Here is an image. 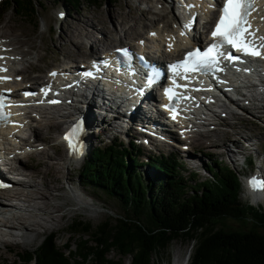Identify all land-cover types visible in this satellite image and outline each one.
<instances>
[{"label": "trees", "instance_id": "obj_1", "mask_svg": "<svg viewBox=\"0 0 264 264\" xmlns=\"http://www.w3.org/2000/svg\"><path fill=\"white\" fill-rule=\"evenodd\" d=\"M35 0H4L5 10L24 20L37 21ZM76 4L79 0H56ZM140 148L111 142L95 147L77 174L78 184L104 191L120 202L122 213L92 225L73 218L67 240L59 247L56 233L45 235L34 252L18 257L34 264H156L154 255L174 240L192 243L188 264H264V234L217 228L231 217L264 221V208L240 200L238 173L210 161L212 179L197 181L196 173L183 176L172 154L139 161ZM147 166L143 179L139 167ZM73 247V249H72ZM114 251L116 257L109 256Z\"/></svg>", "mask_w": 264, "mask_h": 264}, {"label": "rangeland", "instance_id": "obj_2", "mask_svg": "<svg viewBox=\"0 0 264 264\" xmlns=\"http://www.w3.org/2000/svg\"><path fill=\"white\" fill-rule=\"evenodd\" d=\"M39 1L40 0H35L34 2L37 4ZM91 1L93 4L87 6L86 0H79L80 6L75 10L66 4L63 7L61 3L57 4L55 0H41V7L39 5L36 7L40 20L39 25L37 21L33 24L32 21L16 17L11 10L6 11L5 5L2 4L0 0V37L6 40L8 38L13 39V45L20 48L28 57L26 61L34 63V67L31 70L28 68L27 73L23 76H29L31 80L45 77L48 69L66 63L67 60L64 58L65 55L74 60L82 59L88 49L84 48V43L81 42L82 39L85 42L84 38L89 40V37L92 39V36H94L95 38H93L95 40L96 37H98L97 35L102 37L103 34H106L112 40H120V38L124 37L122 38L124 39V43L130 44L132 42L131 40L134 39V36L131 35L133 38L125 36V34L120 31V29L123 31L122 24L125 19L127 21L126 27H134V33H143L146 27L162 21L156 22L154 16H150V19L147 20V17L144 18L143 12H146L147 10L141 11L136 8H140L141 2L143 3L144 0L141 2H138V0ZM148 1L152 2L153 0ZM146 5L147 3H143L141 8H145ZM139 11H141V13ZM61 12H65L66 15L63 21L59 19V13ZM151 13H153V11H147L145 14L147 16ZM101 16H104V33L103 26L99 23ZM163 17L164 16L162 15L161 18ZM143 18L144 21H141ZM81 20H85L87 23L82 24L80 22ZM139 21L141 22L139 23ZM134 22H138V24H135ZM71 25L73 27L72 30L70 29V34L74 35V37H76L83 45L82 56H74V52H77V48L71 44L70 38L73 36L68 35L65 31L66 28L69 30V26ZM76 27H79L78 29L80 32L75 30ZM117 27L121 28H118L117 30ZM96 28L100 29L99 34ZM113 30H116L114 35L112 32ZM94 31L96 34H92ZM132 32L133 31L130 33ZM16 44H18V46ZM113 45H117V42L112 44V47ZM27 51H32L31 56L30 52ZM24 63L25 62L18 63L16 68H21ZM27 65L28 62L25 68ZM40 80L41 79L35 84L41 83ZM82 108V111L85 112V106H82ZM236 109L243 112V115H241V118L243 119L235 120L231 117L222 118L219 111L216 112L217 115L215 116L219 122L227 121L228 123L226 126H217L213 134L218 132L219 138H215L213 135V138H208L209 143L207 142V139H205L203 148H201L202 146L200 147L199 144L195 145V147L188 145L190 149L183 152L178 149L173 150L172 148L168 150L167 147H165L164 150L159 149L152 153L157 154L161 152V154L166 155L173 154L178 158L179 162H181L183 167V172L181 173L183 176L188 177L191 172H195V178L197 181H204L206 177L210 175L207 172H203L201 169V166L209 165L210 161L217 160L223 165H227L240 172V174L241 172L246 174L253 172L259 165L264 167V119L250 115L248 112L250 109L242 108L245 111L239 109V107ZM258 115L260 117L262 115L264 116V109H259ZM31 123L33 126L40 127V132L37 136L39 140L42 141L41 146H43V150H40L41 153L28 154L27 157L20 156L23 158H21L18 163L16 161L15 166L21 162L26 164L29 167L26 172L30 177H24V179H28L27 182L31 180V182H36L37 187L29 185L16 186V188L23 193V196L19 199L21 202L16 199L11 200L14 203H22L25 207L20 214H23V216L28 219L26 225L28 226L29 233H23L24 235L27 234L25 238L26 240H19L17 237L10 235L0 236L2 239L6 240L5 243H7L6 245H0V252H2L4 258H0V264H12V260H15L16 264H24L17 256V251L35 249L43 237L50 232L56 233L57 245L62 247V244L67 240V227L73 218L79 217L82 220L90 221L92 225L95 226L106 217H115L117 214L122 213V207L117 198L108 196L100 189L84 187L78 184L77 174L82 162L79 159L70 161L65 156L63 148L60 145H57L58 133L62 130L61 127H59L58 130H49V126L55 127V124L57 123L52 121H42V123L39 124L34 118L31 120ZM111 127H108L109 129L105 132L94 129V132L92 133L94 137L90 149L97 145L103 146L111 140L114 133V130L110 129ZM121 137L124 140H127L129 134ZM233 141L239 144L241 151H248L247 153L249 156L254 159L253 164L250 165L247 163L246 167L234 165L233 162L237 160L236 154H238L239 151L237 148L235 149V145L231 143ZM123 143L127 144L125 141H123ZM223 144H226L228 148H225ZM184 145L187 146L185 143ZM231 149L236 152V154H232ZM191 150L193 152L190 153L188 157L197 158V160L193 158L197 165L196 167L190 166L192 164L186 160L187 157L185 158L184 155ZM147 155L148 151L143 149L139 157L140 160H145V156ZM237 158V162H240L239 159L241 158ZM246 160L248 161V158ZM55 170L58 171L57 174L55 173ZM139 170L144 180L150 177V172L147 170L146 166H141ZM73 188H75L80 195L75 194L72 191ZM36 192L37 195L34 196V199L27 197L28 194H34ZM45 195L48 198H45ZM74 195L80 197L83 202H87V205H85L86 209H80V207L76 206L78 205V202L74 198ZM240 200L246 202L248 199L240 196ZM251 203L253 204L252 201ZM252 206L263 209L264 200L262 204H254ZM38 207L41 208V211L38 210ZM20 214H17V216H20ZM5 216L8 215L6 214ZM10 216L13 217V215ZM34 221L40 222L43 226L33 227L32 223ZM216 227L235 231H244L254 228L264 234V221L260 222L258 220H252L251 214H248L245 219L227 217L218 220ZM12 229L11 232H19L17 226L14 228L12 227ZM192 246V243L182 240H174L165 250L154 255L155 263L174 264L178 260L182 261V259L184 260L187 254L192 250ZM109 256L116 257V253L112 251ZM128 262L129 258H126L125 263L127 264ZM28 264H33V262Z\"/></svg>", "mask_w": 264, "mask_h": 264}, {"label": "bare ground", "instance_id": "obj_3", "mask_svg": "<svg viewBox=\"0 0 264 264\" xmlns=\"http://www.w3.org/2000/svg\"><path fill=\"white\" fill-rule=\"evenodd\" d=\"M141 1H143V0H138V2H141ZM210 1L213 2L212 0H210ZM149 2H150V5L147 6L145 9H140L139 7H136V8H138L141 11H143V10H147L148 12L153 11V13L148 14L147 16L145 14L147 11L143 12L144 18L147 17L146 20L150 19V16H154L156 18V20H155L156 22L161 21V20L162 21L158 22L156 24H152L149 27H146L144 29L143 33H134V31H135L134 27H132V26L126 27L127 21L125 19V20H123V24H122L123 25V27H122L123 31L121 29H120V31L122 33H124L125 36H128V37H131V35H133L134 39L131 41H136L139 45L142 46V49L144 51H146L148 53H159L160 52L161 54L164 53L163 55H165V54L170 55L171 56L170 61H173L176 59V58H174V55L176 53L178 54V56H180L189 46H191L190 42L186 38L185 34L181 35V33L184 32L185 30L189 31L190 29L189 28L186 29L184 27V24L181 23V21L175 16L173 10L169 9L166 2L164 3L161 0H153L152 2L151 1H149ZM155 3H157V6H153ZM190 4H194L195 9H202L206 18H209L211 16L210 12L206 10V9H208L206 7V5L202 4L200 0H193ZM111 11H113V10H111ZM141 11H139V12L141 13ZM170 14L172 15V18L169 17ZM162 15L165 17V19H164V17L161 18ZM131 17H132V15H131ZM261 17H264V14L259 15L257 17V19L260 20ZM144 18L141 19V21H144ZM172 20H174V21H172ZM141 21H139V23ZM80 22L82 24L87 23L85 20L84 21L81 20ZM175 22H176L175 27H172L171 24L175 23ZM99 23L101 26H103V33H104V29H105V27H104L105 26L104 25V16L100 17ZM134 23L138 24V22H134ZM191 24L192 23L190 22V25ZM199 25L200 24H198L197 27L194 26L193 33L196 30H197V32L200 30ZM206 25H207L206 22L203 23V28H205ZM72 27H73L72 25L69 26V30H68V28H66L65 31L68 35L73 36L70 38V41H71V44H73L77 48V52H74V56L75 57L76 56H82L83 45L81 42L84 43V40L82 39V41L80 42L79 40H77L76 37H74V35L70 34V29L72 30ZM78 28L76 27L75 30H78L80 32V30ZM118 28H121V27H117V30H118ZM96 30L98 31V34H99L100 29L96 28ZM65 31H64V33H65ZM68 31H69V33H68ZM95 31L92 34H96ZM131 31H133V32L130 33ZM112 32L114 35L116 33V30H113ZM153 33H155V35H152ZM97 36L98 37H96L95 40H94V38H95L94 36H92V39L89 37V40H91V41L84 38L85 41L88 42L87 46L89 49L86 50L85 56H83L82 59L74 60V59L68 58L67 55L64 56V58L67 60L65 64L69 65V69H72L71 70L72 72H74L75 68H71V67L75 66L76 68H78L81 64H85L86 60H89V58L92 57V55H95L97 52H99L100 49H103L106 52L108 51L110 53H114L113 51L116 47H119L120 45H122V46L123 45L124 46L129 45L127 43L126 44L124 43V41H123L124 39H122L124 37L120 38V40H117V39L112 40L106 34L105 35L103 34L102 37H99L100 35H97ZM131 38H133V37H131ZM116 42H117V45H113V47H112V44H114ZM141 42H143V43H141ZM16 45L18 46V44H16ZM169 45H171V48H169ZM3 48H5V51H2ZM84 48H86V45H84ZM13 49L17 50L18 54L17 53L13 54L12 53ZM27 52H30V51H27ZM2 55L5 56V59L3 61H0V68L7 69L6 75L12 76L13 79H15L18 75L23 76V74L27 73L28 68H31L33 66V63L28 62V65L26 68H25V66H26L25 65L21 69H16L17 72L14 73V69L12 67L14 62L12 61V59L16 58L19 60H24L25 58H27V56L25 55V53L22 52V50L20 48H17L16 46L13 45V39L8 38L6 40V39H2L0 37V57H2ZM79 61H81V62H79ZM52 70H55V69H51V70H49V72ZM39 79H42V78L41 77L36 78L34 80V82H38ZM46 83H47L46 79L42 80L40 86L46 87L45 86ZM6 84L8 85L9 83H4V84L0 83V88ZM16 84L20 85V81H16ZM8 88H10V87H8ZM49 99H52V98H49ZM259 101L261 102L260 106H262V107L259 106L258 108L260 110H262V109H264V97L263 96L260 97ZM153 102H154L153 98L152 99L147 98L143 102V106L146 107L147 110L146 111H140V110L135 111L134 115L132 116V119L130 120L132 122L131 125L125 130H122L123 128L120 127V128H116L115 131L119 132L120 136H124L126 134H130V132H133L138 136V138L141 141H145L146 145L150 146L151 148L157 149V148L167 147L169 144V140H170L169 135L163 129H157V126H160L161 122L157 119H154V118H150V119L142 118V115H151L152 114L150 111L153 107ZM84 106H85V112L82 111V109H83L82 108L80 110H77V115L84 122V130H83L81 138L83 140L84 149H86L89 147V145L92 142V139L94 137L92 133L94 132V129L99 128V126L102 125V127L100 129V130H102L101 132L107 131L109 129L108 127H111L112 122H114V116H117L118 113L115 112V114H112L110 117H107V115H110V113L112 111H109V109H108L109 105H106V107H105V101H104L103 95H100V94L87 99ZM71 107L72 106L70 105V108ZM77 109H79V108H77ZM27 112L30 113V112H33V110H29ZM254 114L255 113H253V115ZM230 115L233 116V118H235L237 120L243 119L241 117H237L235 115V113H233L232 111H230ZM69 116H67L64 113L62 115H60V117H66V118ZM32 118L33 117L30 115V116L25 118L24 122L27 125H29L30 129H32L35 133L39 134L40 127L38 129H35L33 127V125H30L29 120H31ZM38 118H41V119H38L39 124H41L42 121H46V122L52 121V122L57 123V124H55L56 125L55 127L49 126V130H53V129L58 130V128L61 127L62 125H64L65 121H66V118L53 120L54 116H48V115H43V116L38 117ZM96 121L99 123V125L96 124V126H95ZM200 124L202 125V127H203L202 130L204 132H199L201 129L199 127V125L192 126L191 128H193V129L191 131L192 132L191 135L189 136V139H190L189 143L193 147H195V145L199 144L200 147L202 146L201 148H203L204 143H205V141H204L205 139H207V142H208V138H213V135L215 138H219V136H218V132L213 134L214 130L212 132L211 131H205V129H207L205 124H203V123H200ZM155 126H156V129H155ZM112 129H114V126H112ZM197 129H198V132H197ZM96 130H98V129H96ZM159 135H162L164 137V139L159 138L158 137ZM27 141H28V139L22 140L21 144L27 145ZM233 143H235V142H233ZM2 145H4V143H2ZM214 146H216V145H214ZM223 146L225 148H228V146L226 144H223ZM31 147L36 148L38 146L37 145H35V146L31 145ZM183 147H185L186 149H189L186 145H184ZM38 152L41 153V151H38ZM38 152H35V153H38ZM192 152L193 151L191 150L189 153H185L184 154L185 158L187 157L186 160L190 164H192V166H197L195 164V161H194V159L197 160V158L193 157L194 158L193 159V158L188 157L189 154ZM231 152H232V154H236V152L232 151V149H231ZM6 153H7V156H10V158H12L14 161H17V163L20 161V159L17 155L19 153V150L15 149L13 146H10V148L7 150ZM10 164H11V162H10ZM17 166L22 168V169L29 168L26 164H24L22 162L20 164H18ZM9 168H12V167L9 166ZM57 172L58 171L55 170L56 174H57ZM25 176L27 178L30 177L27 174V172H26ZM0 179H4L3 174H1V173H0ZM27 180L28 179L23 180V181H19V182H16L15 184H18V186L19 185L20 186L29 185V186L37 187L36 182H31L32 180L27 182ZM35 195H37V192L34 194H28L27 197L34 199ZM22 196H23V193L21 191H19V189H17L16 186H14V185L6 186L4 189L0 190V201L3 204V214L8 215V217H6V219H3V218L0 219V236H2V235H8L9 236L10 235V236L17 237L16 235H13L12 233H6V232H11L13 230L12 227L14 228L16 226L18 227L19 231H22V233H27V234L29 233L28 226L26 225V222L28 219L25 218L23 216V214H20L23 211L22 207L18 206L17 205L18 203H14L11 201L12 199H20ZM44 197L48 198V197H46V195ZM74 198L78 202V205H76V206L80 207V209H86L85 205H87V202H83L82 199L76 195H74ZM22 201H24V200H22ZM252 202H253V204H257V198L253 196ZM38 210L41 211V208L38 207ZM17 214H20V216H17ZM10 215H13V217H11ZM32 225H33V227L43 226L40 222H37V221H34L32 223ZM26 235H25V238H26ZM5 242H6V240H4L0 237V245H6L7 243H5ZM190 254H191V251L187 254V256L184 260L183 259H182V261L178 260L174 264H188ZM0 258H3L2 252H0ZM11 262H12V264H16L15 260H12Z\"/></svg>", "mask_w": 264, "mask_h": 264}, {"label": "snow or ice", "instance_id": "obj_4", "mask_svg": "<svg viewBox=\"0 0 264 264\" xmlns=\"http://www.w3.org/2000/svg\"><path fill=\"white\" fill-rule=\"evenodd\" d=\"M189 7L193 6L189 5ZM253 10H255L253 0H222V6L219 9L221 14L211 32L214 42L203 51L199 48L189 51L183 60L172 65L173 71L178 75L177 69L183 68L186 79L188 78L187 74L192 72L199 71L203 74H208L210 72L222 71L223 69L220 67L222 60L230 63L240 60V57L233 55V52H241L243 55L264 58V51H261V49H264V36H257L258 29L250 31L252 23L249 17ZM261 19L264 20V17H261ZM184 27L187 29L190 25H184ZM184 34V32L181 33V35ZM152 35H155V33ZM169 48H171V45H169ZM123 51L127 55V50ZM0 59L3 58L0 57ZM6 70L5 68H0V71ZM50 75L55 76L57 74L50 73ZM85 75H91V73L88 72ZM7 79L10 78L0 77V80ZM49 90L50 86L42 89L45 95H47ZM8 91L11 90L9 89ZM165 94L170 100L176 96L172 88L167 89ZM24 95H35V93L26 92ZM49 102L57 103L58 101L52 100ZM2 107H4L3 95L0 94V108ZM173 119H175V114H173ZM81 131L82 124L78 122L64 136L73 154L79 152L78 137ZM249 183L254 190H264V179L253 177Z\"/></svg>", "mask_w": 264, "mask_h": 264}]
</instances>
